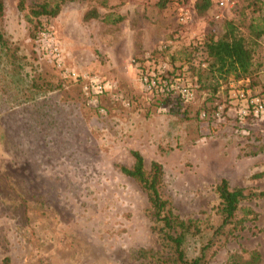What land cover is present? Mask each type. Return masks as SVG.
I'll return each mask as SVG.
<instances>
[{
	"label": "rangeland",
	"instance_id": "obj_1",
	"mask_svg": "<svg viewBox=\"0 0 264 264\" xmlns=\"http://www.w3.org/2000/svg\"><path fill=\"white\" fill-rule=\"evenodd\" d=\"M3 1L0 28L18 48L20 67L0 54V258L7 255L9 264H157L135 252L168 256L145 193L119 170L132 163L131 150L140 152L145 169L152 161L161 165V194L174 213L200 224V238L187 241L188 257L216 224L220 178L230 187L264 190V174L255 176L264 147L256 156H238L248 130L264 145V128L246 121L242 132L231 112L206 123L199 111L224 103L230 81L219 79L211 93L196 78L204 38L219 35L225 20L250 38L247 25L262 24L264 0H231L222 8L211 2L202 14L194 11L195 0L163 6L161 0H63L55 16L39 15L33 23L30 8L58 0ZM90 8L98 16L83 20ZM106 13L122 19L106 23ZM256 43L246 85L264 95V34ZM146 54L154 60L150 66H165L166 74L193 84V98L164 102L163 94L145 90L138 65ZM90 77L110 85L95 103L81 90ZM31 81L52 90L35 92ZM241 205L255 219L224 243L221 238L209 264H226L227 253L240 249L258 250L264 264V196Z\"/></svg>",
	"mask_w": 264,
	"mask_h": 264
},
{
	"label": "trees",
	"instance_id": "obj_2",
	"mask_svg": "<svg viewBox=\"0 0 264 264\" xmlns=\"http://www.w3.org/2000/svg\"><path fill=\"white\" fill-rule=\"evenodd\" d=\"M63 0L54 1L52 6H48L46 2L39 3L29 9L30 15L27 21L33 23L34 17L39 15L55 16ZM167 0H161L163 6ZM211 0H195L193 9L196 14L204 13L211 4ZM19 11L23 9V4L20 1L17 5ZM4 14V1L0 0V19ZM111 13L103 15L102 20L106 23H116L122 19L121 16L115 15L111 17ZM98 12L95 8H90L82 14L83 20L96 18ZM34 26L39 25V22H34ZM251 35L246 39L242 36L237 27L231 20H225L222 25V31L214 37L208 35L204 38L203 47L205 52L204 67L197 70L196 78L200 86L208 87L211 93L216 91L218 80L232 81L249 77L252 70L253 47L257 44L256 40L264 34V20L262 24L249 23L247 25ZM30 37L34 36V32H30ZM17 47L11 46L4 32L0 28V54L7 59L12 68L20 67V58L17 54ZM212 80V82L210 81ZM207 82L205 85L204 83ZM31 89L35 92H44L52 90L51 85L38 84L34 81L30 82ZM164 102L177 96L163 95ZM215 104L204 106L199 111L207 113L205 118L206 123L212 124L216 122L212 117V109ZM251 123V121H249ZM245 137L246 142L238 149V156H256L263 150L264 145L260 142L261 138L256 133L247 131ZM247 133V134H248ZM130 155L132 163L129 166H119L122 174L132 178L139 188L145 193L149 205V219L159 233L162 244L169 251L168 256H160L149 251H137L135 257H146L153 259L157 264H209L210 256L215 252L214 246L222 238L224 243L229 236L237 230L244 228L246 221L255 219L256 213L249 207H243L242 201L251 200L264 196V190H256L250 187H230L227 180L220 178L214 186V191L217 195V203L214 207L213 215L216 219V224L210 227V235L204 239H199L196 253L188 257L186 254V244L191 237L200 238L202 228L198 221L192 217H181L173 212V207L169 198L164 197L160 192L162 169L161 165L155 161L150 163L148 169L144 168L143 158L138 150H131ZM264 174L263 169L255 176ZM261 258L256 249H240L238 252H229L226 255V264H260ZM0 264H9V258L4 255L0 258Z\"/></svg>",
	"mask_w": 264,
	"mask_h": 264
},
{
	"label": "built area",
	"instance_id": "obj_3",
	"mask_svg": "<svg viewBox=\"0 0 264 264\" xmlns=\"http://www.w3.org/2000/svg\"><path fill=\"white\" fill-rule=\"evenodd\" d=\"M216 7H226L231 0H211ZM218 17L217 15L215 16ZM180 20H185L180 16ZM144 63L138 65V81L148 91H155L163 95H176L181 101H190L194 96V85L184 76L168 75L165 66L151 65L153 58L146 54ZM150 60V61H147ZM204 66V63H201ZM69 76L76 79V74L70 71ZM246 78L230 81L227 99L224 103H217L209 117L215 120L223 118L224 114L231 112V117L236 124L242 125L247 121L264 122V95L252 92L246 85ZM110 85L95 77L87 78L81 83V90L85 98L95 103L100 95L108 90ZM101 111L102 109L99 108ZM207 113L200 112V117L205 118ZM242 132H245L242 129Z\"/></svg>",
	"mask_w": 264,
	"mask_h": 264
},
{
	"label": "crops",
	"instance_id": "obj_4",
	"mask_svg": "<svg viewBox=\"0 0 264 264\" xmlns=\"http://www.w3.org/2000/svg\"><path fill=\"white\" fill-rule=\"evenodd\" d=\"M246 80H247V78H246ZM244 124V123H243ZM243 124L242 125H238V127L239 128H243ZM249 124H251L252 126H256V127H258V129H260V128H264V122H254V123H249ZM251 125H249V126H251ZM243 130L245 131V129L243 128ZM260 131H261V129H260Z\"/></svg>",
	"mask_w": 264,
	"mask_h": 264
}]
</instances>
